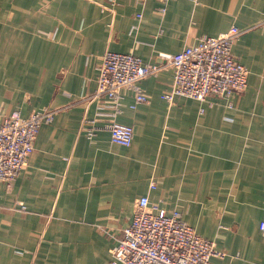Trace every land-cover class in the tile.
<instances>
[{
  "label": "crops",
  "instance_id": "0c3cea01",
  "mask_svg": "<svg viewBox=\"0 0 264 264\" xmlns=\"http://www.w3.org/2000/svg\"><path fill=\"white\" fill-rule=\"evenodd\" d=\"M262 19L264 0H0V122L94 90L108 50L156 63L201 35ZM233 50L250 71L233 107L216 98L203 113L194 101L169 104L167 69L143 82L147 103L132 109L134 93L123 91L113 118L133 127L129 147L104 128L112 121L101 115L106 99L43 124L27 167L10 187L0 185V264H109L144 196L180 211L227 254L214 264H264V26ZM84 119L100 127L91 138L81 133Z\"/></svg>",
  "mask_w": 264,
  "mask_h": 264
},
{
  "label": "built area",
  "instance_id": "2783aa9c",
  "mask_svg": "<svg viewBox=\"0 0 264 264\" xmlns=\"http://www.w3.org/2000/svg\"><path fill=\"white\" fill-rule=\"evenodd\" d=\"M148 0H134L143 6ZM166 5L171 0H159ZM162 12L165 8L160 9ZM264 26L259 23L237 27L211 37L201 35L197 43L187 45L176 54L160 53L159 62L145 63L132 53L106 51L98 66L97 86L86 91L80 99H72L66 107L48 108L31 113L24 118L15 111L0 122V185L10 187L27 167L34 151V143L43 124H51L57 115L79 103H92L106 99L100 109L107 113L111 122L104 126L114 144L129 147L134 138L130 125L116 121L122 110L124 90L134 93L135 109L147 103L148 95L143 91V82L167 69L172 71V82L162 94L169 104L177 99L199 103L201 112L205 106L213 105V98L233 107L235 94L247 90L250 71L234 54L238 39ZM100 129L94 121L84 119L81 133L91 138ZM155 184H151L154 188ZM21 210H25L24 207ZM264 233V220L260 223ZM109 264H214L213 259H224L227 254L217 250L213 241L198 235L183 218L180 211L168 212L149 203L148 197L136 201L131 224L115 238Z\"/></svg>",
  "mask_w": 264,
  "mask_h": 264
}]
</instances>
